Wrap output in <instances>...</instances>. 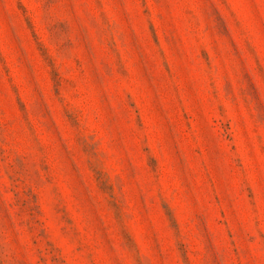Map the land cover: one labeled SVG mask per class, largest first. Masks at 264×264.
I'll return each instance as SVG.
<instances>
[{
  "label": "rangeland",
  "instance_id": "obj_1",
  "mask_svg": "<svg viewBox=\"0 0 264 264\" xmlns=\"http://www.w3.org/2000/svg\"><path fill=\"white\" fill-rule=\"evenodd\" d=\"M0 264H264V0H0Z\"/></svg>",
  "mask_w": 264,
  "mask_h": 264
}]
</instances>
